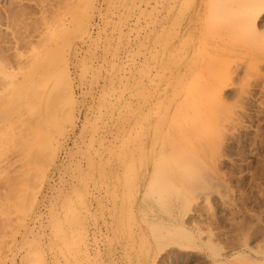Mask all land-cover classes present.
<instances>
[{"label": "rangeland", "instance_id": "1", "mask_svg": "<svg viewBox=\"0 0 264 264\" xmlns=\"http://www.w3.org/2000/svg\"><path fill=\"white\" fill-rule=\"evenodd\" d=\"M81 1L0 0V264H264V45L204 34L199 0ZM48 51L68 58L75 125L27 164ZM172 217L192 247L153 242Z\"/></svg>", "mask_w": 264, "mask_h": 264}, {"label": "bare ground", "instance_id": "2", "mask_svg": "<svg viewBox=\"0 0 264 264\" xmlns=\"http://www.w3.org/2000/svg\"><path fill=\"white\" fill-rule=\"evenodd\" d=\"M81 4L87 5L89 1L82 0ZM192 7L193 3L191 5L190 2L189 9L191 10ZM199 7H203L206 12L204 34H206L208 25L221 23L225 24V27H229V32L237 41L248 39L253 43L264 45V34L257 33L259 27L264 23V0H199ZM76 27L80 28L79 24ZM187 28L190 29V23ZM49 54L48 51L45 56H49ZM42 57L37 60V72L43 81L52 82V86L48 87L46 84L37 98L39 108L35 117L28 124V131L32 134V139L21 145L20 151L27 164L35 162L36 159L39 160L40 157L46 161V164L52 162L55 158V148L52 144L57 140L48 138L50 131L61 133L67 126L75 125L74 97L69 78L68 58L63 54L59 56V53ZM43 165L44 163L38 170L24 171L23 180L18 190V194L22 193L21 201L25 202L28 197L31 200L30 203L34 204L36 201L40 180L43 178ZM154 170H156L153 173L156 181L159 168L156 167ZM5 194L1 205L9 209V188ZM171 221L169 225L178 229V232L175 233L171 229L167 235L162 236L154 224L151 227L153 242L157 246L165 243L166 248L192 247L193 234L178 222L177 217H172ZM242 258V253L233 256L234 261L242 260Z\"/></svg>", "mask_w": 264, "mask_h": 264}]
</instances>
